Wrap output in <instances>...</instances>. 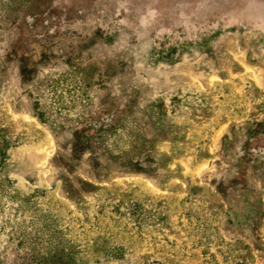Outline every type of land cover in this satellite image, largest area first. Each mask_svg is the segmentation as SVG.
Here are the masks:
<instances>
[{
	"label": "rangeland",
	"instance_id": "rangeland-1",
	"mask_svg": "<svg viewBox=\"0 0 264 264\" xmlns=\"http://www.w3.org/2000/svg\"><path fill=\"white\" fill-rule=\"evenodd\" d=\"M0 264H264V0H0Z\"/></svg>",
	"mask_w": 264,
	"mask_h": 264
}]
</instances>
